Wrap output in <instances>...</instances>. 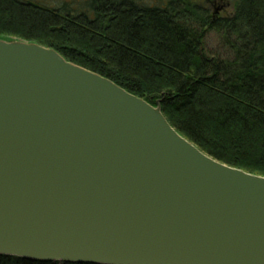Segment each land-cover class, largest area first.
Wrapping results in <instances>:
<instances>
[{
	"label": "water",
	"instance_id": "water-1",
	"mask_svg": "<svg viewBox=\"0 0 264 264\" xmlns=\"http://www.w3.org/2000/svg\"><path fill=\"white\" fill-rule=\"evenodd\" d=\"M0 255L264 264V176L53 48L0 38Z\"/></svg>",
	"mask_w": 264,
	"mask_h": 264
},
{
	"label": "trees",
	"instance_id": "trees-1",
	"mask_svg": "<svg viewBox=\"0 0 264 264\" xmlns=\"http://www.w3.org/2000/svg\"><path fill=\"white\" fill-rule=\"evenodd\" d=\"M59 1L0 0V38L53 48L159 103L202 151L264 176V0H235L230 16L198 0Z\"/></svg>",
	"mask_w": 264,
	"mask_h": 264
},
{
	"label": "rangeland",
	"instance_id": "rangeland-1",
	"mask_svg": "<svg viewBox=\"0 0 264 264\" xmlns=\"http://www.w3.org/2000/svg\"><path fill=\"white\" fill-rule=\"evenodd\" d=\"M63 1H70V0H60L59 3ZM144 1L153 2L154 0H144ZM198 1L204 3L205 5L208 4L211 8L212 13H214L217 16H230L234 13L235 0H212V1L198 0ZM17 40H21V39H17ZM215 43H216V39L215 37H212L210 40V45L214 46Z\"/></svg>",
	"mask_w": 264,
	"mask_h": 264
}]
</instances>
